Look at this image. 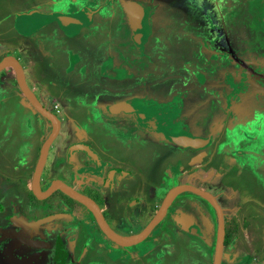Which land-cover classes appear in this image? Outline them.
Segmentation results:
<instances>
[{
    "label": "rangeland",
    "instance_id": "374dc122",
    "mask_svg": "<svg viewBox=\"0 0 264 264\" xmlns=\"http://www.w3.org/2000/svg\"><path fill=\"white\" fill-rule=\"evenodd\" d=\"M59 1L57 9L71 13L77 12L86 4L92 6L102 5L91 27V31L97 35L111 33L110 35L113 36L117 34L118 28H115V26L116 24L121 26L119 23H122L124 17L122 13L119 12L120 14H118V11L113 8L112 1L114 0ZM45 2L46 0H0V59L5 52L18 54V48L23 46L24 43L25 45L27 44L24 41L27 36H23L15 27H12L9 31L17 12L28 11L33 7L44 10L45 7L42 5ZM161 2L163 4L161 9L154 15L153 35L147 45L148 56L152 60H157L158 63L159 60L164 58L158 55V51L156 52L149 47L150 43L158 41L156 40V35L164 27V29H167V37L178 34V38H175L176 41L169 44L172 46L167 48L165 45L162 46V50L166 48V51L178 53V56L176 55L178 58L170 59V63L156 70H153L152 62L150 63L148 59L144 60L149 61L147 70L154 71L156 74H165L164 70L169 65H174L169 67L170 71H176L179 68L180 76L174 77L172 81H175L174 83L179 82L176 88L180 86L178 88L186 92V97L188 96L186 87L181 84L183 77L193 83L195 81L193 76H195L196 80L202 83L203 77L201 76L205 74V76H209L211 86L215 87L213 82L220 79L222 69L236 68L234 64L229 63L228 59L218 55L213 56V52L209 53V51H206L203 48V41L197 40L200 36L206 42H209L207 43V49L222 51L225 48L224 46L227 45L226 48L230 47L232 52L236 50L239 52L240 59L254 60L258 63L256 67L264 73V0L262 2L261 0H161ZM49 7L52 8V6ZM117 17H122V20H117ZM175 25H179L177 32L174 31ZM127 32H129L128 28L123 24L119 35L114 38V42L119 43L128 40ZM183 33L186 35H183ZM219 34H226V39L223 40V37L218 39ZM241 35L243 36L242 42L239 41ZM168 42L171 41L169 40ZM129 47L131 45L127 44L123 51ZM114 52L115 54L117 53V51ZM154 53H157V58H155L156 54ZM103 57L104 54L96 63L97 69ZM130 57L138 59L139 56L137 52H134ZM117 60L125 67L129 66L125 61L119 58ZM224 60L227 63H224ZM21 62L26 66L25 61L22 60ZM66 64V59L59 63L61 72H63ZM252 64H249L250 69L253 67ZM43 66H48L46 60L43 61V64H38L31 68L28 67L29 69L26 67V81L31 88H34L31 75L36 74L37 77H41L40 73H42L41 68ZM184 69L188 70L184 71ZM61 72L59 70L56 71V77L59 78V81L63 78L61 77ZM162 78H165V76ZM47 79L49 80L48 77H45L43 83L47 86L50 94L59 95L62 86L51 87ZM99 79L101 81L104 80L100 76ZM95 83L96 81L93 85ZM107 85L111 89L112 87L120 88L129 85V82L109 81ZM204 86L208 88L207 83ZM170 87L171 83H168L161 90L159 96L164 92L170 93ZM78 91V89L71 91L69 96L76 95L80 105H76V100L73 98H71V101L63 99L64 102L60 105L62 112L64 110L67 115L84 124V129L89 132L90 136L95 133L97 137H100L103 130L111 132V137L103 139V142L108 144V147H106L107 152L114 155V157L136 163L148 174L152 184H167L166 187H170L173 184L176 186L178 181L186 180V172H188L190 184L194 183L195 187L201 186L208 190L210 189L217 197L221 207L230 209V211L226 212L228 219L236 209L235 219L240 223V228L234 253L241 257L246 254H258V258L264 261V242L260 233L261 226L264 225V95L243 97L244 99L242 98L243 100L237 106V112L229 110L226 111L227 113L225 112L226 116L223 118L228 119V125L227 121L218 124L221 127L220 132L226 130V134L215 135L211 145L205 149L193 150L182 149L171 143L164 142L160 134L141 129L130 115L114 117L101 108V117L98 118L96 116L95 118L94 115L97 110L95 104L92 103L90 105L89 100L84 103V96L79 95L80 91ZM192 91L193 93L198 92L195 89ZM132 93L134 91L126 94L107 95L102 102L118 101L131 96ZM217 93L216 88H212L210 91L213 97ZM203 94L205 93L203 92ZM53 96L55 97V95ZM182 97L184 96L182 95ZM2 98L0 97V178H2L0 180V206L4 207L5 212H7L12 199H15L17 204L29 194L31 168L18 167L19 170H15V166L18 163L13 159H9L13 152L9 153L8 150L12 143H15V147L21 145L24 141L22 140V133L25 136H29L32 132V126L36 131V124H33L31 120L29 122L26 120V115L30 114L32 118L36 111L22 95L9 96L6 99ZM212 102L203 106L204 112L199 113L198 120L196 119L199 129L195 130V132L200 133L202 136L210 133V121H212L214 110L217 108L215 104H219L218 100L215 101V104ZM46 105L48 109L52 110L49 104ZM195 112H198V110H195ZM230 113L235 114L232 115ZM59 116L63 117L62 115ZM85 117L91 118L90 121L95 120L92 123L93 125L87 126ZM217 118H222V116ZM96 124L99 126L98 130L95 128ZM254 133L261 136L254 139ZM75 136L76 134L72 133L66 138L70 140ZM130 137L133 141L129 140ZM141 137L148 139L147 141L150 143L148 145L140 144L138 139ZM153 137L156 140H152ZM121 142L126 148H121L123 146H120ZM21 151L20 149L18 152L19 159L22 158ZM37 151V148L33 151L31 166L36 161ZM156 153H160L163 157L157 156ZM169 164L178 167L181 165L182 167L179 169L174 167L173 171L167 172ZM68 165L73 166L72 164ZM47 169L48 163L45 165L43 174L47 172ZM168 177L176 180L169 182ZM21 179H23L25 184L22 183ZM171 183L172 185H170ZM164 191L165 189L162 192L159 190L158 194L162 196ZM186 193L189 194V192ZM203 207L210 209L209 205L205 203ZM1 215L2 212L0 211V218ZM256 226H259L258 230ZM161 239L160 241L166 249V254L163 256V264H170L172 261L180 260L183 257L191 259L190 256L210 264L209 261H205L198 249L184 244L180 246V240L177 242L174 236H170L167 239L161 236ZM168 243H173L176 249L172 251L167 246ZM226 255L224 252V259ZM152 258V256L148 257L145 263L151 264L153 262ZM177 264H181V262Z\"/></svg>",
    "mask_w": 264,
    "mask_h": 264
},
{
    "label": "flooded vegetation",
    "instance_id": "af4514ba",
    "mask_svg": "<svg viewBox=\"0 0 264 264\" xmlns=\"http://www.w3.org/2000/svg\"><path fill=\"white\" fill-rule=\"evenodd\" d=\"M143 1L151 2L154 8L152 10L153 12L149 14L150 24L148 34L143 43V50L141 52L132 44L131 31L127 25L125 15L121 10V0L112 1L113 8L118 11V14L122 13L124 16L123 20L122 17H117V20L124 21L129 31L130 41H127V43L121 42L119 45L121 48L126 47L127 44L131 45V47L124 49L122 58L129 66L125 67L122 65L126 71L122 77L118 78L102 76L100 71L98 77H103L104 80L101 81L98 78L99 81L96 82L95 85L99 83L100 87L93 85L90 89V93H88L90 105L94 103L96 106L99 102L102 104L103 98L107 95L126 94L134 91L131 96L118 101L137 97L143 101L144 105L152 107L159 106V113L161 111H166L167 106L175 107L177 111H180L179 116L169 118L168 115H161L158 120L159 126L162 127V125L169 126L170 123H180V128L182 130H178L179 132L202 136L200 133L195 132V130L199 129L196 119L199 113L204 112L203 106L205 104H211V101L215 104V101L218 100L219 104H215L217 108H215L213 119L210 121V133L202 136H211L210 146L215 135L226 134V130L220 132L221 127L218 125L224 121H227L228 125V119L223 118L226 116L225 112L227 110L237 112V106L244 99L243 97L248 98L250 96L245 94L246 89H244L242 80L251 79L264 85V73L256 67L258 63L254 60L240 59L239 52H237V50L232 52L230 47H227L228 49L226 48V45L222 51L213 50L212 55H218L219 57L228 59L229 63L234 64L236 68L222 69L220 79L213 82V86L215 87L211 86V80L209 76H205V74L201 76L203 77L202 83L196 80L195 76H193L195 80L193 83L183 77V82H181V84H184L186 87L188 95L186 97V92L178 88L180 86L176 88L179 82L174 83L175 81H172L174 77L180 76L178 72L179 68L176 71H170L169 67L174 65H169L164 70L165 74H156L154 71L147 70L149 68V61L150 63L152 62L151 65L153 70H156L170 63V59L175 57L178 58V53L166 51L167 47L172 46L169 44L176 41L175 38H178V34L167 37V29L163 27L161 32L156 35V40L158 41H156V43H150L149 47L156 52L158 51V55L164 58L159 60V63L157 60H152V58L148 56L147 45L150 37L153 35L154 15L161 9L163 4L161 0ZM183 24L185 23L183 22ZM178 26L179 25H175V32L179 30V28H177ZM183 35L186 34L183 33ZM220 37H223L224 40L227 36L226 34H219L218 39ZM169 40L171 42H168ZM207 43L209 42H206V40L205 42L203 41V48L210 53L212 51L207 49ZM164 45L166 48L162 50V46ZM134 52L138 53V59L130 57ZM157 53H154L156 54L155 58L158 56ZM144 59H148L149 61H145ZM224 63H227L226 60H224ZM251 63H253L252 66L254 69L253 67L250 69L249 64ZM185 70L188 69H184V71ZM252 71H254V73H252ZM163 76H165V78H162ZM109 81H128L129 85L120 88L112 87L111 89L107 85ZM168 83H171V92H164L159 96L161 90L164 89ZM206 83L208 88L204 86ZM212 88H216L218 92L214 97L210 94ZM193 89L198 92L193 93ZM203 92L205 94H203ZM182 95L184 97H182ZM254 96H256V94H254ZM51 97L54 96L52 95ZM54 98L53 102H58L56 99L58 97ZM63 98L66 99L65 96H62L61 99ZM195 110H198V112H195ZM53 113L60 120V117L55 112ZM101 114L102 113H96L95 115L100 116ZM230 114L233 115L235 113ZM218 116H222V118H217ZM48 124L52 129L50 122H48ZM61 126L62 123L60 120V128ZM141 129L160 134L164 139L163 141L168 142L159 131L155 132L144 128ZM260 136L261 135L254 133V139ZM131 137L129 140L133 141ZM147 140L148 139L141 137L138 139V142L148 145L150 142ZM152 140H156V138L153 137ZM81 143L94 151L96 158L89 157L91 159L90 163H86L84 162L85 160L79 159L77 163L73 164V167L75 168L77 165L85 169V167L87 168L90 166L89 168H91L94 174L90 177H79L77 184L73 183L71 180L57 176L44 180L42 174L45 168L44 166L46 165L45 162L40 175V189L46 192L52 180L59 179L68 187L73 188L78 193L91 199L94 204L95 212L89 210L84 204L77 202L60 190L53 191L45 198H37L32 192V174V178L29 182V194L25 196L26 198L23 201H19V203L17 202V204L15 203L16 200L12 199L9 203L7 212H5L6 210L4 207L0 206V211L2 212L0 218V236L2 234L1 229L7 227L6 222L3 220L11 218L13 215H16L17 222H22L20 219V217H22L25 220V224L31 225L28 229L22 226H13L10 228V231L7 232L9 233L8 238L0 237V264H146L145 260L150 256L153 257V262L151 264H163V256L166 254V249L160 241L162 240L161 236L166 239L170 238V236H174L177 242L180 240V246L184 244L198 249L205 258V261L207 260L210 264H213L218 234V214L209 202L190 192L189 194L186 192L178 194L167 207L161 220L152 228L149 234L139 242L124 246L115 239L107 236L100 225L99 219L104 226L117 235L115 237H135L157 214L165 196L168 191L174 187V184L172 185L171 183L170 185L172 186L170 187H166L167 184H152L148 174L136 163L114 157V155L108 152L105 153L101 150L98 139L95 138L93 133L89 139H85ZM69 148V146L66 147L68 151ZM121 148L124 149L126 146H122ZM20 149L22 150V158L19 159L18 152ZM34 149L36 148L31 144L22 145V147L18 149L16 153L18 165L15 166V170H19L18 167H23L24 169L31 168V170L33 168L34 173L41 147L40 149L37 148V158L34 165L31 166L30 162L32 161ZM72 153L74 154L73 156L78 154V157L81 158L85 157V155L87 156V154L82 151L76 150ZM156 155L161 158L163 157L160 153H156ZM6 167L9 168L8 165H6ZM174 167L178 166L169 164L166 171H173ZM181 167L180 165L178 169ZM61 169L63 172L67 171L66 167H62ZM68 171L72 173L73 168ZM167 172L165 173L167 174ZM1 179L2 178H0V180ZM168 180L169 182H173L176 179L168 177ZM21 181L25 184L23 179H21ZM190 183L191 182L188 181V172H186V180L182 182L178 181L176 186ZM191 185L195 186L194 183ZM198 188L211 193L221 208L224 239L220 264H232L231 262L238 256L234 253L236 239L232 243L227 242V231L230 227L234 228L236 225V212L234 210L232 216L228 219L226 212L230 211V209L222 208L217 197L210 189L208 190L201 186ZM163 189H165L164 194L160 196L158 192L159 190L162 192ZM204 203L209 205L210 209L204 208ZM237 223L240 227V223ZM13 241H17V243L10 245ZM167 246H169L172 251L176 249L173 243H168ZM224 252L225 255L227 254L225 259ZM190 258L191 259H185L183 257L180 260L172 261L170 264H177L178 262H181V264H207L199 261L195 257L190 256ZM258 262L257 264H263L264 261L259 259Z\"/></svg>",
    "mask_w": 264,
    "mask_h": 264
},
{
    "label": "crops",
    "instance_id": "0c3cea01",
    "mask_svg": "<svg viewBox=\"0 0 264 264\" xmlns=\"http://www.w3.org/2000/svg\"><path fill=\"white\" fill-rule=\"evenodd\" d=\"M262 1L263 0H261V2ZM59 2H60L59 0H46L44 5H42L43 7H45L44 10H42L41 8L33 7L28 11H20V12L18 11L15 20L12 23V26L9 28V31L11 30L12 27L13 28L15 27L23 36H27V38L24 40L25 42H27V44L25 45L24 43L23 46L18 48L19 49L18 54L5 52L1 56V59L7 55L18 59V61L20 62L23 68L25 80H26V74H25L26 67L31 68L34 67L35 65L43 64V61L45 60L47 61L48 66L46 67L43 66L41 68L42 71V73H40L41 77H37L36 74L31 75L34 82V88H31L27 83V81L26 83L29 86V88L34 92V94L41 102V104L44 105V107L47 106L46 104H49V106L52 107L53 112H55L53 109L54 103L58 104L60 108V105L63 104L64 100L71 101V98L76 100L75 101L76 105H80V103H78V99L76 95L71 97L69 96V93H71V91L76 90L73 88H78V90L80 91L79 95L84 96L83 99L84 103L88 102L90 98L88 93L90 92V89L93 87V83L95 81L96 82L99 81L98 75L100 74L102 67H104V69L108 73H111L113 70H115V68H123L122 65L118 62L117 58L122 60L124 54L123 48L119 47L121 42L119 43L114 42V38L117 35H119V32L122 29V25L124 24V21L122 23H119L121 24V26L119 25L117 26L116 24L115 28H118L117 34L113 36L110 35L111 33L107 35H97L91 31L92 29L91 27L94 24V20L96 19V16L100 11L102 5L92 6L90 4H86L83 5L81 8L88 7L91 10H95L100 7L98 12L91 16L92 22L84 26L76 25L74 32H66L63 30V28H60V26L56 22L48 18V15L53 13H59V12L71 13L67 11L63 12L60 9H57V6H59ZM49 6H52V8H50ZM81 8L78 11H80ZM72 13H76V12H72ZM126 35L129 38V32H127ZM198 39L200 41L203 40L205 42V40L202 39L201 36ZM127 41H130V39L125 40L124 42L127 43ZM239 41L241 42L243 41L242 35ZM114 51H117V53L115 54ZM103 54L104 57L102 58L100 66L97 69L95 65L98 62V60L103 56ZM65 59L67 61V64L63 68V72H61L59 63ZM22 60L25 61L26 66L22 64L21 62ZM58 70L59 72H61L60 73L61 77H63L61 78L60 81L58 80L59 78L56 77V71ZM45 77L49 78V80L48 79L47 80L50 86H53L55 88L57 86H62V90L59 95L52 93L53 95H55V97H58L56 98L57 100L59 99L58 102H53L54 101L53 99L55 98L54 97L51 98L52 95L50 94V91L47 89V86H45V84L43 83V79H45ZM96 85L100 87L99 83ZM19 95H22V93L20 92L16 84L13 70L11 68H5L0 72V97L6 99L9 96L13 97ZM62 96H65L66 99L64 98H63L64 100L61 99ZM108 104L106 103L101 104V102L97 103L95 106L97 109L95 113H101V108H102L107 114H109L106 111V106ZM55 113L58 116L59 115L63 116V117L59 116L62 126L58 132V135L55 137V139H53V141L51 142L48 148L47 159L45 161L46 164L48 163V169L45 174H42V177L44 178V180L55 176L63 177L77 184L78 182L77 180L79 177H86V176L90 177L94 173L91 170V168H89L90 166H88L87 168L85 167L84 169L76 165L74 168L73 164L77 163L79 159L85 160L84 162L86 163H90L91 159L89 158L90 156L88 155L87 156L85 155V157L83 158L78 157V154L73 156L74 154L68 151L66 147L67 146L71 147L74 144H83L81 142L85 139H89L92 135L90 136L89 132L86 131V129H84L85 127L84 124L79 123L73 117L67 115L66 112H64V110L62 112L61 108L59 112H55ZM109 115L114 117H120L121 115H125V114L120 113L116 115H112V114ZM94 116L96 118V115ZM97 117L99 118L101 117V115ZM85 119L87 121L86 122L87 126L93 125L92 123L93 121H95V120H91L92 121L91 122L90 121L91 118L88 117H85ZM26 120L28 122L29 120H31L33 124L34 123L36 124V131L35 128L32 126V132L29 134V136L27 134H26L27 136H25L22 133V137H23L22 140L24 141L23 142L21 141L22 142L21 145H18L17 147H15L14 145L15 143H12L10 145V149L8 150V152L9 153L13 152V153L11 155V158L9 159H13L16 162L18 161L16 158V153L18 149L22 147V145L31 144L34 146V148L40 149L43 141L49 135L51 130L48 121L44 119L42 116H40L38 113H34L32 118L30 114L26 115ZM95 128L98 130L99 126L96 124ZM72 133H75L76 136L71 138L70 140L66 138L67 136H70V134ZM94 135L95 138L98 139V143L101 147V150H103L106 153L107 150L105 149H107L106 147H108V144L104 143L103 139L111 137L112 133L109 132L108 130H103L101 131L100 137H97L95 133ZM120 145L125 146L122 142L120 143ZM68 164H72L73 166H69ZM62 167H66L67 171L63 172L61 169ZM72 168H73V172L71 173L68 170ZM32 174H33V168L30 173L29 182L32 178ZM20 219L22 220L23 223L17 222L16 215H13V217L8 218L7 220H3L6 222L7 227L1 229L2 234L0 237L8 238L9 233L7 232H9L10 228L13 226H17V227L22 226L23 228H27V229L31 227V225L25 224V220L22 217H20ZM261 228L262 229L260 233L264 238V225H262ZM256 229L258 230L259 226H256ZM236 242L237 239L235 243ZM258 260H259L258 254L257 255L246 254L245 256L242 257L238 255L236 256L234 261L232 262L230 261V262L232 264H257L259 263Z\"/></svg>",
    "mask_w": 264,
    "mask_h": 264
},
{
    "label": "water",
    "instance_id": "95a60500",
    "mask_svg": "<svg viewBox=\"0 0 264 264\" xmlns=\"http://www.w3.org/2000/svg\"><path fill=\"white\" fill-rule=\"evenodd\" d=\"M120 5L121 10L125 15L127 25L129 26L131 31L132 44L137 50L141 52L143 50V43L148 34V28L150 24L149 14L153 12L152 10L154 7L151 2L143 0H121ZM99 9L100 7L95 10H91L88 7H83L76 13H53L48 15V18L56 22L60 26V28H63L64 31L74 32L76 25L84 26L86 24H90L92 22L91 16L97 13ZM5 68H11L13 70L16 84L22 95L29 102L36 113L50 122L52 126L50 134L45 139L40 149L39 158L32 178V192L37 198L42 199L46 196H49L53 191L60 190L77 202L84 204L89 210H93L95 212L94 204L91 199L78 193L73 188L68 187L59 179L52 180L50 186L46 189V192H43L40 189V175L46 160V154L51 142L58 135V132L60 130V120L53 112H51L41 104L34 92L29 88L25 80L23 68L18 59L9 55L3 57L0 60V72ZM125 71L126 70L123 68H115V70H113L111 73H108L104 69V67H102L101 69L102 76H110L115 78L122 77L124 75L122 73ZM252 73H254V71H252ZM258 75L261 76L260 74ZM242 83L244 85V89H246L245 94L264 95V85H261L260 83L251 79L242 80ZM158 108L159 106L152 107L149 105H144L141 99L132 97L127 100L112 102L108 104L106 106V111L112 115L120 113L131 115L135 119L139 127L149 131L152 130L155 132H161L163 137L169 143L176 147L182 149L199 150L209 146L211 142V136L202 137L191 133H181L179 131H174L170 126H159L158 120L161 115H168L169 118H174L179 116L180 111H177L175 107L167 106L166 111H161L159 113ZM180 130L182 129L180 128ZM69 149L71 153L77 150L86 153L90 157L96 158V154L94 153V151H92L88 146L84 144H74ZM182 192H190L198 195L202 199L209 202L210 205H212V207L216 210L218 214V234L213 264H220V256L224 239V226L221 208L211 193L191 184H179L172 187L165 196L157 214L153 217L150 223L135 237L117 238L115 237L117 235H115L112 231H110V229L104 226V224L101 223V220L99 219L100 225L104 233L110 238L118 241V243L124 246L133 245L144 239L149 234L152 228L161 220L171 201ZM16 243L17 241H13L10 245H14Z\"/></svg>",
    "mask_w": 264,
    "mask_h": 264
},
{
    "label": "trees",
    "instance_id": "16d2710c",
    "mask_svg": "<svg viewBox=\"0 0 264 264\" xmlns=\"http://www.w3.org/2000/svg\"><path fill=\"white\" fill-rule=\"evenodd\" d=\"M256 96L258 95L256 94ZM235 224L236 225L234 228L230 227V229L227 231V242L229 243H232L235 239H237L239 234V224L237 222Z\"/></svg>",
    "mask_w": 264,
    "mask_h": 264
},
{
    "label": "bare ground",
    "instance_id": "6f19581e",
    "mask_svg": "<svg viewBox=\"0 0 264 264\" xmlns=\"http://www.w3.org/2000/svg\"><path fill=\"white\" fill-rule=\"evenodd\" d=\"M124 73H125V72H123L122 74H124ZM169 126L172 127L174 131H178V130H180V123H176V124H174V123H170Z\"/></svg>",
    "mask_w": 264,
    "mask_h": 264
},
{
    "label": "built area",
    "instance_id": "2783aa9c",
    "mask_svg": "<svg viewBox=\"0 0 264 264\" xmlns=\"http://www.w3.org/2000/svg\"><path fill=\"white\" fill-rule=\"evenodd\" d=\"M53 109H54L55 112H59V110H60L59 105L54 103L53 104Z\"/></svg>",
    "mask_w": 264,
    "mask_h": 264
}]
</instances>
